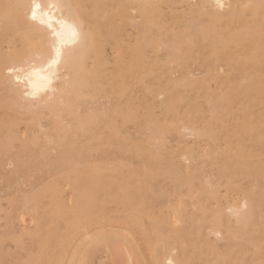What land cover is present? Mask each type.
Returning <instances> with one entry per match:
<instances>
[{"label":"rangeland","instance_id":"374dc122","mask_svg":"<svg viewBox=\"0 0 264 264\" xmlns=\"http://www.w3.org/2000/svg\"><path fill=\"white\" fill-rule=\"evenodd\" d=\"M83 1L91 4V0ZM100 3L107 5L110 13L116 3L96 0L94 9L87 11L94 22L93 36L97 43H104L101 47L112 62L105 66L104 76L83 88L85 95L79 99L83 124L79 126L76 117L65 112L63 117L70 128L62 132L55 120L53 125L49 117L43 116L44 123L49 125L47 129L54 131V144L35 145L28 136L31 117H20L7 104L0 103V264H115L116 256L124 259L122 263L116 260L121 264H157L159 249L168 242L171 247L178 246L174 236L182 234H189L188 239L196 242V247L190 242L187 246L188 264H264V237L258 243L252 242L248 232L252 227L247 233L233 224L231 234L222 228L221 241L214 238L209 227L219 210L228 205L240 206L254 191L264 194V159H247L250 166L252 163L251 176L233 175L232 188L221 179L222 172L233 173L231 166L222 159H204L215 147L213 134L219 136L221 148L229 141L252 145L250 134L241 128L242 111L235 109L225 122L209 120L206 103L209 98L216 99L220 85L209 80L180 84L147 76L152 70L157 74L169 68L160 53L158 60L152 55L142 64L120 67L116 62L120 54H114L112 45L105 44L123 34L137 41H159L170 36L173 45L179 43L184 50L181 61L210 64L211 57L197 53L202 34L194 29L191 36H184L188 31L184 22L174 25L163 16L133 12L107 15L97 8ZM208 33L207 40L211 41L214 32L209 28ZM190 37L196 45L193 50L187 41ZM88 63L91 71L98 68L92 50ZM120 68H133L138 76L127 73L119 77ZM232 86L229 83L225 88ZM196 95L201 105L194 102ZM76 96L73 94L71 99L77 103ZM202 105L206 115L199 119L195 112ZM253 109L259 111L258 106ZM260 152L254 149L251 154L258 156ZM214 185L223 197L227 196L226 202L205 200L199 195L201 187ZM204 205L207 213L201 211ZM199 231L214 240L215 248L198 242ZM88 235H105L110 241L115 240L116 246L88 242ZM129 242L136 247L133 251Z\"/></svg>","mask_w":264,"mask_h":264},{"label":"bare ground","instance_id":"6f19581e","mask_svg":"<svg viewBox=\"0 0 264 264\" xmlns=\"http://www.w3.org/2000/svg\"><path fill=\"white\" fill-rule=\"evenodd\" d=\"M92 1L96 2V0H91V4H89L83 0H0V103L7 104L8 108L20 117H31L27 126L31 132L28 136L35 145L44 142V145L49 147L54 144V131L50 132L47 129L49 125L44 123L43 116L49 117L53 125L55 120L56 126L62 132L70 128L66 118L63 117L65 112L74 115L79 126L83 124L80 106L82 103H79V99L85 95L83 88L88 82H96L104 76L105 66L112 62L108 61L107 55L101 47L104 43H97L93 36L94 22L87 13L88 8L94 9ZM111 2L116 3L113 6L115 9L111 10V13L106 8L107 5L102 3L95 7L106 12L107 15L124 16L127 12H133L148 17L163 16L166 18V22L171 21L174 25L181 26V23L184 22V26L188 30L183 34L184 36H191V31L194 29L202 34L203 41L198 46L192 43L194 42L192 37L187 41L192 45V50L193 46H196L199 55L211 57L213 63L210 64L197 60L181 61L184 50L179 43L173 45L170 36V38L159 41L153 38L137 41V39H130L123 34L120 37L117 35L108 41L105 40V44L112 45L114 54H120L116 58L120 67L127 63L142 64L152 55L158 60L160 53L165 57L163 61L169 68L159 70L160 72L157 71V74L156 70H152L147 76L155 75V77L168 82L180 84L209 80L220 85L219 95L214 93L216 99L209 98L207 100L206 106L210 115L206 118L225 122V119L228 121L229 115L235 109L241 110L243 113L241 128L245 133L250 134L249 142L252 145L229 141L225 148H221L218 145L219 136L213 134L211 138L215 147L204 159L206 161L222 159L228 166H231L233 173H221L223 176L221 179H224L223 182L228 188L234 187L233 175L235 174L245 173L249 178L253 169L252 163L250 166L247 159H264V0H111ZM35 4L40 7L36 10V18L33 19L32 10ZM96 19L98 18L96 17ZM209 28L214 32L211 41L207 40ZM107 35L112 36V34ZM91 50L94 51V63L98 67L92 71L89 69L88 63V54ZM132 69L126 71L120 68L119 77H124L127 73H132V76H135ZM240 82L243 84L238 85ZM229 83L234 86L225 88V85ZM73 94L78 97L75 99L78 101L77 103L71 99ZM193 100L198 105L202 104L199 95H196ZM242 101L243 104L240 105ZM131 106L130 104V115L133 114ZM254 106H258L259 111L255 112ZM195 113L200 119L206 115L205 107L200 106ZM219 116L222 117L219 118ZM12 124L15 123L12 122ZM187 130L185 129V131ZM12 142L14 143V141ZM160 144L162 145V143ZM131 149L132 146L128 148V150ZM254 149H259L260 155L252 156L251 152ZM219 156L221 158H218ZM254 163L253 165H255ZM258 169L260 171V168ZM216 170L218 169L216 168ZM216 186L201 187L199 195H203L205 200L215 198L219 203L228 200L224 199L227 196L223 197ZM218 188H220V182ZM29 207L31 206L29 205ZM263 209L264 194L254 191L248 200L241 202L240 206L228 205L227 208L219 210L212 217L210 231L216 240H220L223 238L222 228L231 234L233 233V224H236L238 229H242L244 232L252 227L251 231H248L250 240L258 243L264 237ZM201 211L207 213V205L202 206ZM188 235L174 236L178 241L176 247H171L169 242H165V245L163 243L162 248L159 249L160 253H156L160 255V258L157 255L159 258H157V264H188L190 261L187 250L189 242L193 247H196V242H191ZM124 238L122 237V239ZM85 240L91 243L108 242L111 245L115 243L116 246V241H110L105 235L104 237L88 235ZM197 240L215 248L214 240H211L208 235H203L202 231L197 234ZM129 246L131 251L136 248L132 242H129ZM108 247L110 248V246ZM124 252H126L125 249ZM79 253L82 252L79 251ZM117 253L118 251L113 255ZM121 253L119 256H122ZM220 258L224 257L220 256ZM118 259L121 261L123 258L116 256V260ZM116 260L114 261L120 262ZM127 262L129 263V260Z\"/></svg>","mask_w":264,"mask_h":264},{"label":"snow or ice","instance_id":"6c2138e0","mask_svg":"<svg viewBox=\"0 0 264 264\" xmlns=\"http://www.w3.org/2000/svg\"><path fill=\"white\" fill-rule=\"evenodd\" d=\"M39 5L35 4L33 5V10H32V18L35 19L36 18V10L39 9ZM59 54V53H58Z\"/></svg>","mask_w":264,"mask_h":264}]
</instances>
